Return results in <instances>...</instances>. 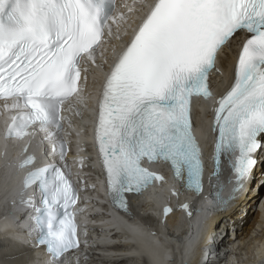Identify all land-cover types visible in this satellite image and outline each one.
<instances>
[{
  "label": "snow or ice",
  "instance_id": "1",
  "mask_svg": "<svg viewBox=\"0 0 264 264\" xmlns=\"http://www.w3.org/2000/svg\"><path fill=\"white\" fill-rule=\"evenodd\" d=\"M121 7L133 12L130 5ZM141 11L104 75L95 112L94 140L109 202L130 214L129 194L165 182L144 162L167 164L183 191L200 196L206 165L194 133L193 103L213 100L207 181L223 210L243 191L264 148V0H150ZM127 21L116 0H0L3 139L24 142L16 165L27 169L19 204L35 212L30 219L46 264H71L81 246L73 211L79 197L67 172V143L60 138L65 124L72 127L65 113L80 115L73 101L84 103L88 65L103 69L97 50L113 35V25L118 29ZM238 33L245 35L231 82L217 94L211 74H222L221 57ZM39 134L59 164L35 166L28 149ZM225 159L232 173L226 197ZM78 164L83 166L82 157ZM32 186L41 194L39 206L25 198ZM180 207L190 218L189 204ZM170 212L164 207L165 217Z\"/></svg>",
  "mask_w": 264,
  "mask_h": 264
},
{
  "label": "bare ground",
  "instance_id": "2",
  "mask_svg": "<svg viewBox=\"0 0 264 264\" xmlns=\"http://www.w3.org/2000/svg\"><path fill=\"white\" fill-rule=\"evenodd\" d=\"M227 55H230V52H227ZM3 147L0 145V150ZM86 152H89L88 150ZM7 154L4 155V157L6 158ZM3 162V159H1L0 156V162ZM255 180H251V186H250V190L246 193H244L241 197H238L235 201L236 202V206H233L232 208V212L230 213V215H225L224 217L226 218V220L221 221L218 224L217 227V231L215 234V239L214 240H220V237H223L222 235H224L223 238L228 239L229 242H232L234 240H239L240 241V245L238 246V249H244V258H250V256L252 255L253 249L256 246L257 243V237L251 236L249 237L248 234L250 233V231L252 230V228L255 225V222L257 221V217L258 214L257 212L254 211V203L256 200V195H255V191L257 189V187L260 186L261 182H260V178L261 176H258V173H253ZM9 174H6L4 171H2V168L0 169V215H3L7 210V205L6 203L4 205H2V193L1 191L6 187L7 183V179L9 178ZM3 179V180H2ZM89 192V191H88ZM89 193H93V192H89ZM99 217H104L105 214L102 213H98L96 214ZM23 217L19 216L14 222V224L7 230V232L5 233H1L0 234V264H41V262L38 259H29L27 258V254H22V255H15V254H20L23 252H26L29 249V245H21V242H19V240L21 238V236H23L21 234V232H29L31 231L30 227L28 226L26 229H23L21 227V221H22ZM99 219V221H102L104 224H108V225H112L114 226L115 223L111 220V219H105L103 218ZM224 222V223H223ZM229 222L232 223L233 226H229ZM224 226H222V225ZM260 228L257 230V233L259 236L264 235V222H259L258 225ZM167 230L170 231L172 228H177L178 230H183L185 229L184 225H176L174 222V218H170L169 219V226H166ZM235 227V228H233ZM96 232H100L99 229H96L95 227H93ZM233 228V230H232ZM212 222L209 224L208 227V231H212ZM112 231L111 229L107 230L104 233V237L105 239H108L111 236H108L107 234ZM235 231V233L232 235V233ZM90 234H93V232L91 230H87V235L89 236ZM185 234V233H182ZM8 235H10L11 237H9ZM151 238L153 239L154 237L151 236ZM184 239L186 240L185 245L183 246V248H186L185 250H183L184 252L186 251H190V255L193 252L194 249V243H192V239L191 237H184ZM221 241L225 242V239H222ZM192 243V246L189 245ZM209 247V252L212 255L213 252H215L216 247L214 244H210L208 245ZM243 252V251H242ZM14 254V255H13ZM242 253H239V255L236 254H232V256L229 259V262L231 260H233L234 258L241 260L243 257L240 255ZM13 255V256H12ZM16 256V257H14ZM201 256V255H200ZM181 257V255H180ZM199 257V256H198ZM197 257V258H198ZM203 260H205L207 258V260L203 263V264H219L218 262L221 261L223 259L222 255H217V258L211 257V256H202ZM2 258V259H1ZM12 259V260H11ZM183 259L191 262V259L188 257H184ZM200 259V257H199ZM198 261L195 263H190V264H198ZM163 261H168L167 264H175L174 261L169 260V256L166 259H162ZM111 263L113 264H130L128 259H121V260H117L114 259L113 261H111ZM180 264V263H178Z\"/></svg>",
  "mask_w": 264,
  "mask_h": 264
},
{
  "label": "rangeland",
  "instance_id": "3",
  "mask_svg": "<svg viewBox=\"0 0 264 264\" xmlns=\"http://www.w3.org/2000/svg\"><path fill=\"white\" fill-rule=\"evenodd\" d=\"M230 223H231V222H230ZM231 225H232V223H231ZM232 226H233V225H232ZM8 236L11 237L10 235H8ZM242 251H243V253L245 252L244 249H242ZM18 254H19V253H18ZM13 255H14V254H13ZM13 255H12V256H13ZM15 255L17 256V254H15ZM16 256H14V257H16ZM1 259H2V258H1ZM11 260H12V259H11Z\"/></svg>",
  "mask_w": 264,
  "mask_h": 264
}]
</instances>
